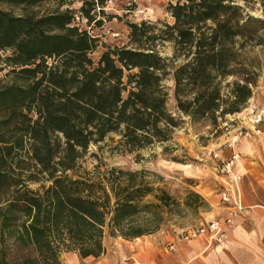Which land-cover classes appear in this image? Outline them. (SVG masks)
<instances>
[{"label":"trees","instance_id":"trees-1","mask_svg":"<svg viewBox=\"0 0 264 264\" xmlns=\"http://www.w3.org/2000/svg\"><path fill=\"white\" fill-rule=\"evenodd\" d=\"M47 1L0 0V51L9 50L0 61L18 81L0 87V264H62L66 252L96 258L106 235L131 240L173 211L204 207L192 191L177 201L146 170L100 160L89 170L82 160L105 140L137 157L170 141L182 120L166 106L168 77L180 113L230 124L225 114L247 105L257 76L242 49L264 47V19L236 3L248 0H180L167 6L173 22L164 30L129 24L134 46L107 47L95 61L94 27L109 0H76V15L10 10ZM157 39L172 43L173 59L158 54ZM228 76L237 78L222 85Z\"/></svg>","mask_w":264,"mask_h":264},{"label":"rangeland","instance_id":"rangeland-1","mask_svg":"<svg viewBox=\"0 0 264 264\" xmlns=\"http://www.w3.org/2000/svg\"><path fill=\"white\" fill-rule=\"evenodd\" d=\"M177 1L180 0H111L107 2L104 8L107 15H98L97 17H103L104 21L101 25L94 27L93 33H96L97 46L90 56L96 61L99 54L107 47L125 46L130 48L134 46L129 36V24L139 25L141 22H145L147 25L153 26V32L156 34L159 33V30H164V23L171 24L173 22L167 6ZM236 3L243 8V15L249 14L264 19V0L237 1ZM78 6L76 0H51L31 9L13 7L10 10L15 15L29 12V10L37 15H42L69 9L76 15ZM2 7L9 10V7ZM75 21L80 25L84 23L77 18ZM154 44V48L160 56L173 59V45L170 41L157 39ZM242 53L248 66L257 74L251 96V98L253 96L255 98L252 101L258 106L264 105V47L246 45L242 49ZM7 54H9V50L0 51V58ZM182 60V56L177 57L174 64H179ZM8 70L9 67L0 61V87L13 83L18 84L13 75L6 74ZM236 78L235 76H228L222 80V85ZM164 83L168 88L169 96L166 106L173 114L180 116L182 120L179 126L175 128L172 139L164 144H156L150 149L138 151L139 157L136 156V152L111 150L109 140H105V143L99 145L90 144L82 160V166L92 170L93 165L100 160L103 164L102 168L115 166L129 171L143 169L148 172L147 180L153 181L155 186L165 189L171 196L177 198V201L183 202L188 191L195 192L203 198L196 190L206 193L211 189V191L216 189L215 184H212L215 179L214 164L206 157L205 151L220 148L225 135L230 130V125L225 127L220 117H217L213 123L207 117L191 119L180 113L173 95V80L168 77ZM231 115L227 113L224 117L228 119ZM114 138L117 139V137ZM164 147L169 149L164 151ZM196 166H198L197 169H195ZM38 186V183L29 184L30 188H37ZM209 198L212 199V197ZM203 201L205 202L204 207L199 206L195 209L183 207L179 212H171L160 228L176 233L190 225L197 224L206 218L205 212L209 207L204 198ZM109 237L106 235L107 239Z\"/></svg>","mask_w":264,"mask_h":264},{"label":"crops","instance_id":"crops-1","mask_svg":"<svg viewBox=\"0 0 264 264\" xmlns=\"http://www.w3.org/2000/svg\"><path fill=\"white\" fill-rule=\"evenodd\" d=\"M261 128L260 136L242 138L236 144L240 158L235 170L241 174L239 186L247 214L233 216L223 242L208 245L201 238L184 242L179 237L180 231L173 233L160 228L131 240L105 236V252L101 256L81 258L75 252H66L62 254V264H264V124ZM228 154L226 148H221L223 158ZM213 169L212 184L216 189L206 193L196 190L209 205L204 219L224 215L218 205V190L225 185L226 177L219 167ZM171 243L174 250L169 251L167 246Z\"/></svg>","mask_w":264,"mask_h":264},{"label":"built area","instance_id":"built-area-1","mask_svg":"<svg viewBox=\"0 0 264 264\" xmlns=\"http://www.w3.org/2000/svg\"><path fill=\"white\" fill-rule=\"evenodd\" d=\"M228 119L230 124L227 122H223V124L225 127L230 125V130L225 135L220 148L205 151L206 157L213 162V166L219 167L221 175L226 177L225 185L218 190V205L223 208L224 215L221 218L202 219L197 224L180 230L179 237L184 242L201 238L208 245L221 243L226 237V230L231 224L233 216L247 214V209L242 203L239 186L241 174L235 170L236 163L240 158L239 153L235 151V147L242 138L251 139L263 133L261 124H264V107L258 106L252 100H249L241 111L232 114ZM223 147L229 152L225 158L221 155V148ZM197 168L198 166L195 167V169ZM167 250H174V243L169 244Z\"/></svg>","mask_w":264,"mask_h":264}]
</instances>
